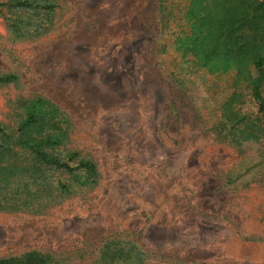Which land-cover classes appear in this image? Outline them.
I'll use <instances>...</instances> for the list:
<instances>
[{"label":"rangeland","instance_id":"1","mask_svg":"<svg viewBox=\"0 0 264 264\" xmlns=\"http://www.w3.org/2000/svg\"><path fill=\"white\" fill-rule=\"evenodd\" d=\"M2 3L0 76L15 81L0 85V125L13 135L35 106L43 135L60 141L51 153L93 161L98 179L47 169L38 182L70 193L32 201L19 185L22 207L0 211V258L264 264V111L248 81L258 72L219 54L200 67L185 47L198 17H217L210 0Z\"/></svg>","mask_w":264,"mask_h":264},{"label":"trees","instance_id":"2","mask_svg":"<svg viewBox=\"0 0 264 264\" xmlns=\"http://www.w3.org/2000/svg\"><path fill=\"white\" fill-rule=\"evenodd\" d=\"M5 6L7 3L0 4V8ZM12 6L43 8L39 5L33 6L26 1H17ZM214 8L217 10L216 18L198 17L199 32L190 43L189 49L185 44L186 50L194 53L200 67H207L214 61V55L218 54L223 61H231L236 66L252 65L258 72V76L248 77L250 92L263 112L264 101L261 96V87L264 83L262 70L264 66V0H210L208 10L213 11ZM43 9H49V7ZM210 21H213V24H209ZM14 81L13 75L0 76V85ZM32 109L33 111L19 124L18 132L13 135H9L0 125V165H3L0 166V211L22 207L23 199L21 203L17 200V204H14L19 185L23 186L20 194L30 201L41 199L42 193L48 195L56 192L57 197L70 193L69 187L60 182L53 188L50 183H46V178L38 182L40 179L34 176L47 169L67 175H75L79 172L89 185H94L98 179L97 167L93 161L82 159L76 153H69L64 158L51 153L60 146V141L48 134L43 135L47 127L45 120L35 111V106H32ZM28 134L30 137L26 139ZM40 134L42 136H38ZM9 153L17 157L23 155V160L18 165L7 162ZM10 158L11 156L8 159ZM29 168L36 173L27 172ZM115 255H121L123 259L120 250L114 252L113 256ZM142 257L137 258V264L144 262L145 257ZM126 258H129V254ZM0 264H53V259L48 254L28 251L20 255L0 258Z\"/></svg>","mask_w":264,"mask_h":264}]
</instances>
